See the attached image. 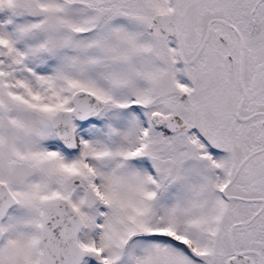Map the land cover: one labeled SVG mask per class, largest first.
I'll use <instances>...</instances> for the list:
<instances>
[{"label": "snow or ice", "instance_id": "1", "mask_svg": "<svg viewBox=\"0 0 264 264\" xmlns=\"http://www.w3.org/2000/svg\"><path fill=\"white\" fill-rule=\"evenodd\" d=\"M0 264H264V0H0Z\"/></svg>", "mask_w": 264, "mask_h": 264}]
</instances>
